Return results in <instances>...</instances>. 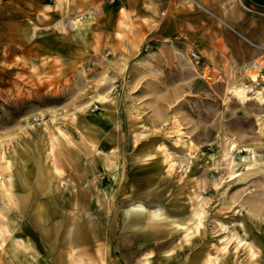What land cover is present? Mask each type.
Listing matches in <instances>:
<instances>
[{
  "label": "rangeland",
  "instance_id": "rangeland-1",
  "mask_svg": "<svg viewBox=\"0 0 264 264\" xmlns=\"http://www.w3.org/2000/svg\"><path fill=\"white\" fill-rule=\"evenodd\" d=\"M197 1L129 0L130 18L104 0L48 21L3 5L0 230H25L19 212L42 209L33 186L50 196L58 184L70 224L112 195L117 227L140 229L120 237L125 260L180 245L183 264H264V102L231 92L264 86L248 76L264 62V6Z\"/></svg>",
  "mask_w": 264,
  "mask_h": 264
},
{
  "label": "crops",
  "instance_id": "crops-1",
  "mask_svg": "<svg viewBox=\"0 0 264 264\" xmlns=\"http://www.w3.org/2000/svg\"><path fill=\"white\" fill-rule=\"evenodd\" d=\"M100 1L104 0H63L62 6L55 13L54 8H52L54 0H41V2H35V0H0V12L4 5L6 11L10 9L16 12H37L39 13L38 15L43 14L42 20L48 21L53 16L63 14L72 9L73 11H82L91 8L100 3ZM251 1L264 6V0ZM112 2L110 6H106L107 10L110 9L113 12L123 11L131 18L132 8L129 0H113ZM52 154L57 157L56 154ZM55 162L59 170L64 172L66 159L57 158ZM98 195L99 201L97 203L94 201L98 206L101 205L102 200H105L104 198H110L108 211L104 213L92 210L89 211L88 216L84 214L85 211L80 215L76 212H71L74 216L76 215L75 218H78L77 222L73 224L67 221L70 220V217L64 218L59 212L57 206L60 203L59 196L53 201L47 200L50 197L49 195L31 196V203L41 204V210L45 208L47 211L44 210L42 213L39 211L30 213L19 212L23 215L27 225L23 231L19 230L16 233H9V231L5 232L4 230L6 229L1 227L0 264H143L144 260H147V264H183V261L174 259V252L175 250L180 251V245L175 246V249L173 246H169L167 249H151L149 247L148 249L146 248L147 250H142L137 262L125 260L122 255V251H124L121 243L123 238L121 239L120 237L140 229H120L117 227L119 208L116 207L117 205L115 206L112 195L109 193L102 195L99 191ZM92 200H94V196ZM43 205L49 206L44 207ZM52 205H56L54 210H48ZM68 216L71 215L69 214ZM131 216L139 218L143 215L131 214L126 217L123 212L124 219L131 220L134 218H131ZM136 223L140 224L139 222ZM158 249L160 253L157 255L153 254L152 251Z\"/></svg>",
  "mask_w": 264,
  "mask_h": 264
},
{
  "label": "bare ground",
  "instance_id": "bare-ground-1",
  "mask_svg": "<svg viewBox=\"0 0 264 264\" xmlns=\"http://www.w3.org/2000/svg\"><path fill=\"white\" fill-rule=\"evenodd\" d=\"M63 0H54L56 6H57V9H59L61 6H60V3H62ZM193 2H197V4L200 2H198L197 0H191ZM239 2H241V4L247 8V9H251L249 7V5L247 4H244L242 0H240ZM200 4V3H199ZM202 5V4H201ZM55 6V5H54ZM64 7V6H63ZM66 8V7H65ZM64 9V8H63ZM220 19V17H219ZM223 21V20H222ZM259 61V62H258ZM261 66H264V62H262L261 60H257V64H255L254 68H250L251 71H249L248 73V76H249V79L252 81V82H256L259 78V76H261L262 78H264V74H260L257 72V69L260 68ZM256 69V70H255ZM253 70V71H252ZM262 81V80H260ZM231 92L232 94L238 98L240 101H245V100H248V99H251V98H256L258 99L260 102H264V86L261 88V89H254L252 87L251 84H246V83H238V84H235L232 86L231 88ZM252 93V94H250ZM100 94V93H99ZM98 95V94H97ZM99 100H102L104 98V96L101 95H98L97 97ZM262 122V121H261ZM173 123H174V134L175 135H178V136H181V130H180V124L174 119L173 120ZM235 146V143L234 141L231 142V146L230 147H234ZM158 147H162V150H164V153L162 152V154H165V158H166V162L168 163V166L171 168L173 167L174 165V159L171 158V154L167 152V148L164 149L163 148V145H158ZM249 147V146H247ZM238 148V147H237ZM161 150V149H160ZM170 150V149H169ZM228 149L226 150L225 152V156H227L229 153H228ZM166 152V153H165ZM230 162V161H229ZM176 163V162H175ZM229 166V165H228ZM53 168L56 170V166L53 164ZM174 168V167H173ZM1 178V177H0ZM42 184L43 183H38V185L40 187H42ZM47 184H50V181H47ZM3 183L0 179V187H2ZM33 191H32V194L30 196H37L39 195L38 191H39V187L38 186H33ZM59 191H60V188H59V185H55L54 187V193L50 194V199L49 200H54L56 197H58V194H59ZM38 193V194H37ZM130 210H135V211H145L146 210V207L141 204V203H137V204H133L131 205V207H129ZM158 210V209H157ZM157 210H155L154 212H156ZM39 212L42 213V210H40ZM157 213V212H156ZM45 217V216H44ZM43 217V218H44ZM45 219V218H44ZM155 219V218H154ZM185 225V224H184ZM195 225V224H194ZM41 226V225H40ZM179 227H183V225H180ZM9 228V227H8ZM184 228V227H183ZM196 228L198 229V226H196ZM6 231H8L7 228H5ZM9 231H12V230H9ZM183 231H187V229L184 228ZM196 231V230H195ZM14 233V232H13ZM1 235V233H0ZM225 238V237H224ZM223 239V238H222ZM239 242H241V240H238ZM19 242V241H18ZM1 243V242H0ZM242 243V242H241ZM244 245V244H243ZM14 248V247H13ZM15 250V249H14ZM17 251V250H16ZM15 252V251H14ZM252 253H254L252 251ZM147 255V254H146ZM150 255V254H148ZM145 262H143V264H147V260H144ZM213 263V260H210L207 264H212ZM73 264V263H72Z\"/></svg>",
  "mask_w": 264,
  "mask_h": 264
},
{
  "label": "built area",
  "instance_id": "built-area-1",
  "mask_svg": "<svg viewBox=\"0 0 264 264\" xmlns=\"http://www.w3.org/2000/svg\"><path fill=\"white\" fill-rule=\"evenodd\" d=\"M113 1V0H112Z\"/></svg>",
  "mask_w": 264,
  "mask_h": 264
}]
</instances>
